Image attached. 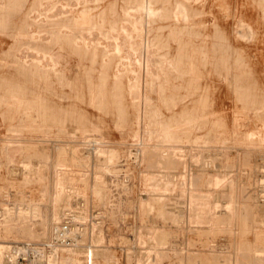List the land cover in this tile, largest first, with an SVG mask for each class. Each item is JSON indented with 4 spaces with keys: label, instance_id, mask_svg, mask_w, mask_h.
Here are the masks:
<instances>
[{
    "label": "rangeland",
    "instance_id": "1",
    "mask_svg": "<svg viewBox=\"0 0 264 264\" xmlns=\"http://www.w3.org/2000/svg\"><path fill=\"white\" fill-rule=\"evenodd\" d=\"M64 217L58 264H264V0H0V244Z\"/></svg>",
    "mask_w": 264,
    "mask_h": 264
},
{
    "label": "built area",
    "instance_id": "2",
    "mask_svg": "<svg viewBox=\"0 0 264 264\" xmlns=\"http://www.w3.org/2000/svg\"><path fill=\"white\" fill-rule=\"evenodd\" d=\"M70 225L68 218L64 217L55 225L52 238L44 240L41 243L24 241L23 244L13 245L15 253L5 264H29V260L34 256L33 250L37 251L35 248H41L43 252L48 253L58 245H69L72 241V237L69 233Z\"/></svg>",
    "mask_w": 264,
    "mask_h": 264
},
{
    "label": "bare ground",
    "instance_id": "3",
    "mask_svg": "<svg viewBox=\"0 0 264 264\" xmlns=\"http://www.w3.org/2000/svg\"><path fill=\"white\" fill-rule=\"evenodd\" d=\"M189 47V46H188ZM186 61V60H185ZM184 67V66H183ZM124 87V86H123ZM9 99V98H8ZM10 100V99H9ZM107 101V100H106ZM113 101V100H112ZM13 102V101H12ZM137 122V121H136ZM192 127V126H191ZM99 148V147H98ZM95 180V179H94ZM96 182V181H94ZM155 182V181H154ZM156 184V183H155ZM72 187V186H71ZM77 194V193H76ZM99 195V194H98ZM63 201V200H62ZM147 209V208H146ZM152 210V209H151ZM61 211V210H60ZM165 212V211H164ZM30 213V212H29ZM179 215V214H178ZM82 216V215H81ZM58 218V217H57ZM71 235V232H69ZM167 236V235H166ZM163 237V236H162ZM167 243V242H166ZM162 244V243H160ZM68 247V246H67ZM37 251L33 250V258L29 260V264H58V252H57V248H54L50 254L46 255L43 254L42 258L37 257V254L39 255V253L42 251L41 249H36ZM66 250V249H65ZM67 251V252H66ZM65 252L68 253V257L64 258V260L61 262V264H69L72 262V255H73V248H69L67 249ZM75 252V251H74ZM77 252V251H76ZM75 252V253H76ZM15 253V250L13 249V246H8V245H3L0 244V264H5L6 261L9 258L13 257V254ZM43 251L40 253V256L42 255ZM84 261L81 264H94L93 262V256H94V252H93V248H91V246H85L84 248ZM66 255V254H65ZM77 255V254H76ZM67 256V255H66ZM74 257V256H73ZM74 261V260H73ZM75 261H79L76 260ZM74 261V262H75ZM82 261V260H81ZM73 263V262H72ZM79 263V262H78Z\"/></svg>",
    "mask_w": 264,
    "mask_h": 264
}]
</instances>
